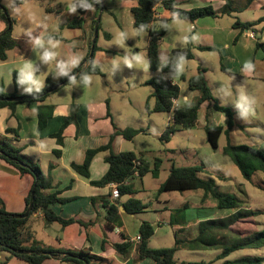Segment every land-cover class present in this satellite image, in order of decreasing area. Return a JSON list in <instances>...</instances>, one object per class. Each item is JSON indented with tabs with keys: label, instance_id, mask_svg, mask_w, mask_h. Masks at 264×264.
Wrapping results in <instances>:
<instances>
[{
	"label": "crops",
	"instance_id": "obj_1",
	"mask_svg": "<svg viewBox=\"0 0 264 264\" xmlns=\"http://www.w3.org/2000/svg\"><path fill=\"white\" fill-rule=\"evenodd\" d=\"M233 1L236 8H240L246 3V0ZM33 2L34 4L28 7L31 12L40 13L39 8H43L46 14L53 16H41L40 14V18L35 22L36 27L37 24L40 23L52 25L59 22L58 20H60V16L68 7L67 2L57 0L56 2H61L65 4L66 7L61 13H55L48 12L45 5L38 0H33ZM103 2V6H105L107 10H102V15L104 14V11H107L106 14L108 15L106 26L103 30L104 38L107 40L113 39V33L109 25H115L120 33L125 34L124 44L126 48L129 50L134 49L135 51H140L141 44L136 43L132 38H128V35L124 30L125 28H129V26L135 27L132 9L138 5V0H103ZM175 2L177 8L185 10H190L199 6L213 5V7L219 11L226 4V0H175ZM25 4L26 0H23L21 4L15 5V8H20ZM92 9L94 10L87 9L83 15L85 22L82 27H78L80 31H74L63 36L56 32L51 33L47 30L48 35H57L60 37L54 38L61 42L60 46L55 49L58 53L57 60H67L69 57L76 55L80 57V63H82L88 56H90L92 36H94L92 25L96 14V8L92 7ZM250 9L263 10L264 0H255L246 9L232 12L231 14H220L216 17L205 16L196 21L179 18L180 22L177 23L173 22V12L166 8L162 2H159L155 6V23L162 24L163 20H167L165 23L166 32L161 38L159 46L161 62L166 63L170 54L174 50L184 51L187 48H191L193 53L192 58L185 59L186 63L181 75L177 76L176 71L172 73L175 77H172L171 74L169 75L172 83H177L181 89L180 96L174 100L175 107L190 106L192 104L194 98L198 95V92L191 90L188 87L187 79L196 75L201 68H205V75L212 94L221 105L232 109L235 113L234 127L231 132L232 137H234L238 126L243 128V124H239L236 121V119L241 117L243 112L240 109H237L234 103L236 95L241 88L256 100V105L254 106L255 115L252 116V121L248 122V125L260 130L264 129V46H260V44H264V21L251 28L235 25L238 20L241 22H255L264 17V14L254 20L248 18L242 19L239 17V15L242 16L245 11ZM76 12L78 13L77 7ZM234 13H237V15H234ZM22 19V16L19 15L17 20L19 22ZM67 22L66 24L60 23L58 26L59 29L65 30V28H71L67 26ZM15 25H17L16 22ZM6 28L7 22L5 19H0V32H3ZM101 29L102 19L97 40L100 37ZM189 29H191V31H189ZM13 31H15L14 26L12 30L14 38L24 40L27 44L23 47L21 46V48L10 50L8 52V59L2 61L0 66L2 64L17 65L16 67L18 69H15L14 72L18 74V70L24 62L31 61L36 72H41L40 76H38L37 73L36 75L45 86L49 79L54 82L59 81L62 76L57 75L55 71V62L44 64L40 60H36L35 52L37 49H34L30 36L26 34L28 32H23V34L17 35ZM30 31L31 36L35 37L40 35L44 30L38 28ZM251 33H253L254 36H252ZM108 34L109 37L107 36ZM147 34L148 51L150 37L148 32ZM186 35L189 37L187 44L183 42V38ZM192 35H197L199 37L198 41H193L191 39ZM201 47H210L211 49L202 50ZM42 51L40 52L41 54ZM97 51L102 55L100 56L101 59L113 58L116 54L112 49L98 47L97 50L94 51V62ZM246 60H252L255 64V71L251 74H244L242 72L243 64ZM88 75L98 76V78L92 77V84L88 86L89 99L78 101L77 93H75L72 101H64L59 98V95L54 98H50L49 95L46 97L43 104L52 106V115L48 119L46 126L41 130L38 129L39 121L37 111V106L40 102L23 101L22 99L18 101L19 103L16 106L15 112L9 107H0V141L8 135L6 132L8 127L18 129L19 136L15 140V143L22 148V153L25 157L36 163L42 171L48 175L51 186L46 192H58L60 198L66 199L65 202H55L51 204L50 208L64 219L72 218L76 220V222L66 226H63L59 222L47 224L43 212L38 211L33 213L32 218L29 219L28 225L34 231L36 238L45 246L55 249L89 252L95 257L92 260V264H101L105 261L112 262L113 260L120 264H133L134 262H138L139 264H155L150 258L142 260L138 259L140 240H138L137 237L140 236V227L143 222L147 221L155 226V223L159 222V220L154 218L146 220L144 216H140L137 223L135 217L138 214L128 212L124 208V203L129 198L136 197V194L118 196L115 198L113 197V193L116 189V184L112 183L107 186L92 185L90 179L81 176L72 168V163H82L85 160L86 152L89 149L108 145L111 141V136L115 131V125L121 129L127 128V126H119L111 115L109 101L110 93L113 90V84L108 79H105L106 73L103 71V75ZM152 76L153 72L151 74V77ZM183 76H185L186 79H183ZM82 77L83 75L77 77L76 82L82 80ZM151 77L143 80L141 84L146 85L145 81ZM178 77L184 81L186 85L182 86L178 81ZM126 81V83H129L128 78H126ZM68 82H64L63 84H61L62 82L59 83L58 88ZM75 84L80 86L78 83ZM223 86L231 91V97L224 95L222 91ZM26 87L27 85L18 84L16 86L14 84L12 88H6L4 84H0V91L3 90L9 94L17 92L18 95L23 96L29 94L24 91ZM78 92H80V90H78ZM81 92L83 93L84 90H81ZM185 98H187V103L185 102ZM73 103L78 106L76 111V121L65 127L63 132L64 144L60 145L53 134L57 133L62 128L64 122L71 113V105ZM147 114L151 113L147 111ZM167 114L168 120L165 123L166 126L163 129V132L174 121V110ZM215 117L220 118L222 121L215 125L227 127L229 120L228 116L225 113L216 111L213 108V102L206 101L200 108L197 124H201L203 118L202 125L205 128V126L209 124V119H215ZM140 119L142 121H149V118L144 116ZM255 119L261 121V124L253 122ZM137 129H139L140 132L134 136L135 138L140 134L146 133L145 127H139ZM159 133L160 132H156V134ZM249 135L252 137L251 134ZM258 135L262 136L261 133ZM132 141H134V138L127 139L122 135L116 136L113 143L114 152L133 151L138 154H144L147 159L151 153L144 151L143 148L133 145L131 143ZM253 141L254 143L256 142V140ZM56 149L62 151L60 155L55 153ZM109 155L110 151L104 150L98 152L94 156L90 166L91 179L98 180L107 173L110 166L107 162V157ZM136 177H138V175ZM126 183L133 185L132 179L126 181ZM34 184V177L32 175L20 174L14 166L0 158V208L4 206L8 212L16 214L25 213L27 197L32 192ZM158 194L161 196V200L158 201L157 207H159L160 210L163 209L164 211H168L169 203L175 200L172 197H169V195L165 196L162 195V193ZM203 195L204 193L202 191H194L191 197L185 195L183 202H177L183 207V218L175 220L174 215L170 216L171 228L180 227L184 232H187L189 239L198 235L199 224L202 221L223 218L216 216L215 212H208L206 210L207 202L206 200H203ZM105 202L110 204L115 203L119 206L121 217L124 222L123 227L116 226L113 229L107 228L106 218L108 214V206H105ZM151 205L150 207H152ZM215 205L216 204L213 203L212 206L214 207ZM155 209L157 208L155 207ZM131 219H133V221L136 222V225H138L136 234H130V230H128L130 228L127 221ZM36 220L41 223V230L45 232V238L38 236ZM52 224H59L61 227ZM157 232L158 231L155 228L153 236ZM177 237L178 236H176V238ZM123 242L131 243L129 253L126 257L120 256L113 246L115 243ZM216 248L220 249L221 245L216 246L213 249ZM182 250L185 249L178 250L177 252ZM221 253L222 251H220L214 259L216 264ZM7 255L6 252H0L1 259H4ZM228 257L222 259L224 260L223 263L226 260H234L228 259ZM177 261L184 264H196L205 260H198L195 258L190 261H181L178 259ZM7 264L28 263L23 259L12 257L8 260ZM44 264H63V262L57 258H49Z\"/></svg>",
	"mask_w": 264,
	"mask_h": 264
},
{
	"label": "trees",
	"instance_id": "obj_2",
	"mask_svg": "<svg viewBox=\"0 0 264 264\" xmlns=\"http://www.w3.org/2000/svg\"><path fill=\"white\" fill-rule=\"evenodd\" d=\"M45 5L48 12L61 13L66 7L57 0H38ZM255 0H246V3L240 8H236L233 0H226V4L221 10L217 11L213 5H205L194 7L190 10H185L176 7L175 0H138V5L133 7L132 12L134 16V26L139 31H147L149 33L150 41L148 46V60L150 69L153 72V76L145 81L146 85L153 88V93L148 97L146 101V110L149 113H169L174 110V121L170 124L160 136L161 140H170L171 137L177 132L179 128H193L198 123L199 111L202 104L206 101L213 102V108L216 111L225 113L228 116L227 127L222 125L205 126L208 142L214 149L219 147V140L222 134L226 135L227 143L223 147V153L229 156L233 163L238 167L242 176L252 181L253 175L256 173H262L264 176V150L252 146L249 144H235L232 141L231 132L234 127V111L228 107H225L219 103L218 100L212 94L208 80L206 78V69L201 68L198 73L187 79L188 87L191 90L197 91L198 95L194 98L190 106L175 107L174 100L180 96V86L177 83H172L168 80V76L176 71V64L179 61L180 56H184L185 59L193 57L191 48H187L184 51L174 50L166 63H162L160 59V40L165 34V23L167 20H163L162 24H156L155 21V6L162 2L163 5L172 12H178L179 18L189 21H196L197 19L205 16H219L220 14H231L232 12L241 11L246 9ZM23 0H14L15 5H19ZM76 7L78 9L79 16L67 22V26L71 28L82 27L85 22L84 14L86 8L81 6V0H75ZM84 4L91 5L96 8V14L93 20V33L97 19L101 15V1L100 0H83ZM106 7L103 6L102 10ZM102 13V12H101ZM0 19L8 21L10 28L0 32V61H6L8 59V52L10 50L21 48L27 44L24 40H18L12 35L13 23L8 14L7 8L2 4L0 0ZM264 21V17L258 19L255 22H241L236 21L235 25L245 28H251ZM141 25L144 28L141 29ZM101 28V21L99 23V30ZM53 38H60L57 35H50ZM109 37V34L107 35ZM93 39V36H92ZM92 45V44H91ZM264 46V44H260ZM97 42L95 44V50H97ZM202 50H210V47H201ZM94 65V56H88L78 67L72 69L69 75H74L76 78L84 74H97L103 75V71L97 64ZM69 78L68 76H62L57 82L48 80L47 85L42 89L40 93H33L23 95V101H36L40 102L37 106L38 111V129H42L46 126L48 119L52 115V106L43 104L46 97L49 95V88L55 84H59ZM183 79H186L183 76ZM17 74L15 73V85L17 86ZM16 93L9 94L0 91V97H19ZM152 99L154 103L152 104ZM18 101L0 100V107H9L15 112ZM77 104L71 105V113L64 122L62 128L54 133L53 136L57 138L60 145L64 144L63 132L67 125L76 121ZM7 136L0 141V158L7 161L14 166L22 175L30 174L34 177L36 184L34 190L33 207L28 217L18 218L16 213L8 212L5 207L0 208V252H6L8 255L4 258H0V264H7L8 260L12 257H17L25 260L28 264H44L49 258H57L62 262H74V264H85L87 260L92 264V260L95 258L89 252L86 251H72L65 249H55L49 246H45L39 241L34 231L28 225L30 217L33 213L42 211L47 224L59 222L63 226L76 222L75 219H64L57 215L50 205L55 202H65L66 199H62L58 196V192L47 193L46 190L51 186L48 175L42 171V169L34 163L32 160L25 157L22 153V148L15 143V140L19 136L18 129L8 127L6 129ZM140 130L134 128L121 129L115 125V131L111 136V141L108 145L89 149L86 152L85 160L82 163H72V168L81 176L90 179V183L95 186H107L109 184H117L119 196L135 195L136 190L133 185L126 183V181L133 179L138 175L142 177L149 171H152L157 175L162 167L163 158L161 156L154 157V166L150 165V161L146 159L144 154H138L133 151H123L115 153L113 150V143L118 135H122L127 139H132L136 136ZM109 150L110 155L107 157L109 163V170L107 173L98 180L91 179L90 166L94 156L101 151ZM60 149H56L55 153L60 155ZM136 161L140 164L137 165ZM153 167V168H152ZM203 164H193L188 166H177L172 164L170 167V174L168 178L161 184L158 192L163 193L166 191H202L204 193L203 200L210 198L216 201V206L221 210H232L231 215L218 220L202 221L199 224L198 235L192 239L179 237L176 238L175 244L170 247L151 248L148 245L149 239L155 232V226L150 222H143L140 227V244L138 247V259L142 260L150 258L155 264H184L179 263L175 258L176 252L181 249L200 250V249H213L216 246L221 245L223 249L219 259H225L234 251L241 250L243 248H262L264 247V228L254 232L247 236H237L235 238L230 237L225 233V237H220L222 231H227L229 234H234L233 225L240 220V218L247 216L248 214H256L255 212H242V199L238 195L233 193H224L218 190L216 181L213 178H203L200 173L204 170ZM32 192L27 197L26 211L30 205ZM150 203H144L142 200L131 197L124 203V208L131 213L138 214L144 212L150 208ZM105 206H108V214L106 218L107 228L113 229L117 225L122 223V217L119 206L115 203L105 202ZM185 209V208H184ZM219 236L218 243L212 241V237ZM224 235V234H223ZM238 235V234H237ZM115 250L122 257H126L129 253L131 243H115ZM18 250H25L26 253H18ZM216 261L199 262L196 264H216ZM222 264H264V256H246L237 258L234 260H226Z\"/></svg>",
	"mask_w": 264,
	"mask_h": 264
},
{
	"label": "rangeland",
	"instance_id": "obj_3",
	"mask_svg": "<svg viewBox=\"0 0 264 264\" xmlns=\"http://www.w3.org/2000/svg\"><path fill=\"white\" fill-rule=\"evenodd\" d=\"M67 2V5L72 2V0H62ZM2 4L7 8L10 19L12 20L15 34H23V32H29L30 30L38 29L35 25L36 20L41 16H50L46 14L43 8H39L40 13L31 12L28 7L34 4L33 0H26V4L19 8V12H15V3L14 0H2ZM239 5V3H238ZM107 10V9H105ZM107 11H104V14L100 12L102 15V29L100 31V37L97 40L98 47H104L112 49L115 51V55L113 58H103L101 59L99 52H96L95 55V63L100 66L102 71L106 73V78L113 84V90L110 93V112L114 121L119 124V126H127L129 128L137 129L139 127H145L144 134L138 135L134 138V141L131 143L133 145L138 146L139 148H143L144 151L151 153L148 156V160L150 161V165L154 166V157L156 155L161 156L163 158L162 167L157 175H155L152 171H149L142 177H135L132 179V184L136 188V198L142 200L145 203H151L152 207L148 210L138 213L135 217V221L138 223V218L140 216H144L146 220L154 218L159 220V222L155 223V228L157 229V233L149 239L148 245L156 248V247H165L172 246L175 243L176 236L181 239L188 238L189 235L187 232H184L180 227L171 228L170 224V216L174 215L175 220H179L183 218V207L177 202L184 201L185 195L191 197L193 190L187 191H166L163 192L162 195L172 197L175 201L169 203V210L164 211L160 210L158 205V201L161 200V196H159V187L161 184L168 178L170 174V167L174 163L177 166H188L193 164H203L205 166L204 170L200 173L203 178H213L216 181V185L218 186V190L224 193H233L239 196L242 199V212H255L256 214H248L245 217L240 218L232 227L234 229V234H229L227 231H222L220 233V237H225V233L230 235V237L235 238L237 236H247L253 234L256 231H259L264 228V176L262 173H256L253 175L252 181L246 180L238 167L233 163L229 156L223 154V147L227 143L226 135L222 134L219 140V147L214 149L211 144L208 142L207 134L205 131L203 124V118L201 120V124H197L193 128H179L177 132L171 137L170 140H161L160 134L163 132V129L166 126V121L168 120L167 113H151L147 114L146 110V101L148 97L153 93V88L149 85H143L141 82L149 77H151L152 71L149 66L148 61V51H147V32H141L133 26H129V28H125V32L128 35V38H132L136 43L141 44L140 51H135L134 49H127L124 44V39L122 40L120 36V32L116 29L115 25H109L112 33L113 39L107 40L104 38L103 30L106 26V21L108 15ZM237 13H234V15ZM264 14L263 10H254L250 9L244 12L242 16L239 15L242 19H258L259 16ZM22 16V20L18 22V16ZM100 15V16H101ZM39 16V17H38ZM79 16L77 12L74 14L69 13L68 7L60 16L59 22L48 25L47 30L49 32H56L60 35L66 36L71 32L80 31L79 28H65V30L59 29L60 23H65L75 17ZM53 17V16H50ZM7 22L8 30L10 26ZM15 22L17 25H15ZM18 22V23H17ZM44 24V23H43ZM36 28V29H35ZM139 35V36H136ZM99 36V33H98ZM122 40V42H121ZM61 43V42H60ZM139 46V45H138ZM42 50L37 49L35 52L36 60H39L38 56ZM41 54V53H40ZM139 54L142 57V61L140 63H136L133 61V66L128 67L123 61L127 56L129 59L135 55ZM40 62V61H39ZM2 63V61H0ZM4 63V62H3ZM17 65L13 64H2L0 66V84H4L6 88H12L15 83V69ZM38 76H40L41 72H36ZM172 75V74H171ZM98 78V76H92ZM175 77V75H172ZM126 78H128L129 83H126ZM179 83L184 86L186 85L184 81H182L178 77ZM77 86L76 84L66 83L60 86L57 90L50 92L49 97L54 98L59 95L62 100H73L75 93H77V99H89V88L85 87L83 79L80 80ZM80 90V92H78ZM81 90H84L82 93ZM88 93V94H87ZM152 104L154 103V99H152ZM148 117L147 120L142 121L140 118ZM252 116L248 113H242L241 117L236 119L239 124H243V128L238 126L234 137H232V141L235 144H252L257 148L264 150V129L260 130L251 125H248V122L252 121ZM264 121V120H263ZM222 122L220 118L215 117V119H209L208 123L211 125H215ZM257 124H261V121L255 119L253 121ZM169 124V123H168ZM136 127V128H135ZM139 130V129H137ZM156 132H160L156 134ZM261 133L262 136L258 135ZM251 134L252 137L249 135ZM255 137V138H253ZM253 140H256L258 143H254ZM253 142V143H252ZM153 168V167H152ZM225 178V179H223ZM161 195V194H160ZM164 196V197H165ZM194 196V194H193ZM206 210L208 212H215L216 216L219 218L226 217L231 215L232 210H221L218 207H213V203L216 204V201L212 198L206 200ZM155 207L157 209H155ZM32 216L30 217V219ZM158 218V219H157ZM218 220V219H217ZM37 230L38 236L45 238V232H43L41 223L37 221ZM133 219L128 220L127 223L129 225L128 230H130V234H136L138 230V225ZM57 227H61L59 224H52ZM51 226V227H54ZM119 227L124 226V222ZM106 234V233H105ZM224 234V235H223ZM238 234V235H237ZM107 235V234H106ZM219 236L212 237V241L218 243ZM236 239V238H235ZM223 251V249H200V250H190L185 249L177 252L176 258L181 261H190L195 258L198 260L210 261L216 258V255ZM246 256H264V247L262 248H243L241 250L234 251L230 254L228 259H237ZM224 260L218 259L217 264H222ZM120 264L115 260L112 262L105 261L101 264ZM63 264H74V262H63ZM133 264H139L138 262H134Z\"/></svg>",
	"mask_w": 264,
	"mask_h": 264
},
{
	"label": "clouds",
	"instance_id": "obj_4",
	"mask_svg": "<svg viewBox=\"0 0 264 264\" xmlns=\"http://www.w3.org/2000/svg\"><path fill=\"white\" fill-rule=\"evenodd\" d=\"M81 6L86 9H92L91 5L84 4L83 0H81ZM68 11L71 14H74L76 12V3L74 0L68 4ZM15 12H19V8L15 9ZM172 19L174 23L180 22L179 21V13L173 12L172 13ZM38 28L43 29L44 31L41 32L40 35L32 37L31 31H29L28 34L31 38V42L33 44L34 49H42V54L38 53L39 60L43 62L44 64H50L52 62H55V71L57 75L61 76H68L69 77V84L73 85L76 83V77L74 75H69L72 71V69L76 68L80 64V57L73 55L69 57L67 60L61 59L57 60L58 53L55 51L60 46V41L57 39H54L52 36L47 34V26L43 23L37 24ZM144 28V25H141V29ZM191 31V29H189ZM124 33H121L120 36L122 40L124 39ZM191 39L193 41H198L199 37L197 35H192ZM121 40V42H122ZM189 41V37L186 35L183 38V42L187 44ZM133 61L136 63H140L142 61V57L137 54L130 59L126 56L124 58V63L128 67L133 66ZM186 63L185 57L180 56L178 63L176 64V72L177 76L181 75L184 71V65ZM95 67V62L94 65ZM255 71V64L252 60H246L243 64L242 72L244 74H251ZM83 81L85 84V87H88L92 84V76L88 74L83 75ZM19 85H27V87L24 89L25 93L33 94V93H40L42 89L44 88V83L40 80V78L36 75V69L34 68V65L31 61H25L24 64L19 68L18 74H17V81ZM222 91L225 96L231 97L232 93L229 91L225 86H223ZM185 102L187 103V98H185ZM234 103L237 107V109H240L244 113H248L250 115H255V105L256 100L255 98L248 95L242 88L237 93L236 98L234 100Z\"/></svg>",
	"mask_w": 264,
	"mask_h": 264
},
{
	"label": "water",
	"instance_id": "obj_5",
	"mask_svg": "<svg viewBox=\"0 0 264 264\" xmlns=\"http://www.w3.org/2000/svg\"><path fill=\"white\" fill-rule=\"evenodd\" d=\"M101 1V11L102 12V9H103V5H104V2L103 0H100ZM101 21V16L98 17L97 19V24L95 25V30H94V36H93V39H92V46H91V51H90V57H92L94 55V51H95V44L97 42V38H98V33H99V23ZM69 81V78H67L66 80H64L61 84H63L64 82H68ZM58 84L52 86L51 88H49V92L55 90L58 88ZM24 97L23 96H19V97H8V98H5V97H0V100H9V101H20L22 100ZM35 186L36 184H34V187H33V190H32V197H31V202H30V205L27 209V211L25 213H22V214H18L17 217L18 218H26L29 216L31 210H32V207H33V198H34V190H35ZM18 253H26L25 250H18L17 251ZM85 264H90L87 260H85Z\"/></svg>",
	"mask_w": 264,
	"mask_h": 264
},
{
	"label": "built area",
	"instance_id": "obj_6",
	"mask_svg": "<svg viewBox=\"0 0 264 264\" xmlns=\"http://www.w3.org/2000/svg\"><path fill=\"white\" fill-rule=\"evenodd\" d=\"M251 35L254 36L253 33H251ZM168 80H169L170 82H172V80L169 78V76H168ZM136 164L139 165L140 162H139V161H136ZM118 196H119V191H118L117 184H116V189L114 190L113 197L117 198ZM137 239L140 240L141 237L138 236Z\"/></svg>",
	"mask_w": 264,
	"mask_h": 264
}]
</instances>
